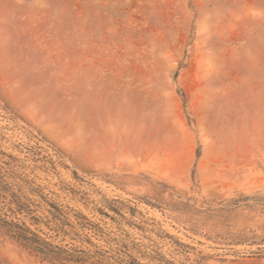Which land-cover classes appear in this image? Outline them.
<instances>
[{
    "label": "rangeland",
    "instance_id": "obj_1",
    "mask_svg": "<svg viewBox=\"0 0 264 264\" xmlns=\"http://www.w3.org/2000/svg\"><path fill=\"white\" fill-rule=\"evenodd\" d=\"M0 264H264V0H0Z\"/></svg>",
    "mask_w": 264,
    "mask_h": 264
},
{
    "label": "trees",
    "instance_id": "obj_2",
    "mask_svg": "<svg viewBox=\"0 0 264 264\" xmlns=\"http://www.w3.org/2000/svg\"><path fill=\"white\" fill-rule=\"evenodd\" d=\"M14 233H15V232H14ZM15 235H16L17 237H21L22 239L29 240V238H27L26 236L22 235V234L19 233V232H16Z\"/></svg>",
    "mask_w": 264,
    "mask_h": 264
}]
</instances>
